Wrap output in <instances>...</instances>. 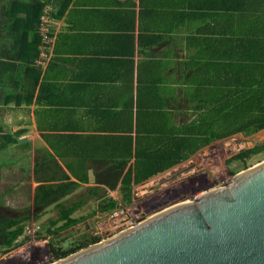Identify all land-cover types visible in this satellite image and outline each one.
<instances>
[{"label":"crops","instance_id":"crops-1","mask_svg":"<svg viewBox=\"0 0 264 264\" xmlns=\"http://www.w3.org/2000/svg\"><path fill=\"white\" fill-rule=\"evenodd\" d=\"M36 1L49 11L46 42L22 23ZM64 1L0 0V205L50 167L96 186L86 160L133 137L137 112L174 113L188 91L264 58V0ZM50 155L56 164H41Z\"/></svg>","mask_w":264,"mask_h":264},{"label":"trees","instance_id":"trees-1","mask_svg":"<svg viewBox=\"0 0 264 264\" xmlns=\"http://www.w3.org/2000/svg\"><path fill=\"white\" fill-rule=\"evenodd\" d=\"M7 4L12 7L14 2ZM44 4L36 1L29 5V12L22 23L31 31H34L35 25H39ZM11 17L14 18L13 15ZM2 20L5 23V17ZM6 23H9L12 32L17 30L15 19ZM36 34L40 42L41 36L38 32ZM248 59L242 78L231 73V78L223 84L213 82V87L207 93L201 89L188 91L183 96L184 102L175 107L174 113H168L160 106L139 111L133 137L119 136L114 144L103 142L101 149L105 151L110 148L111 153H104L99 157L91 155L86 160L87 166L93 169L95 187L102 186L107 191L118 188L120 197L119 200L111 197L100 200L97 207L99 212H112L128 205L132 199L133 185L143 183L186 160L212 141L238 133L248 136L264 129V58L262 61ZM234 66L230 65L231 68ZM178 117L180 121L177 120ZM263 148L264 144L241 150L227 159L226 163L243 161ZM50 157L42 158L41 164H56L55 159L51 155ZM66 166L76 180H69L66 174L56 175L50 167L52 175L38 181L40 184L35 188L32 200L33 207L39 210L53 204L60 209L59 216L51 221V225L63 222L59 227L61 230L79 223L82 218L71 217L80 207L79 203L67 208L60 201L81 183L88 182L86 173L78 175L70 165ZM36 172L38 173V164L34 167V173ZM24 218L0 213V246L9 248L22 235L21 223ZM37 218L38 214L34 213L33 219ZM96 242L97 239H93L92 243Z\"/></svg>","mask_w":264,"mask_h":264},{"label":"rangeland","instance_id":"rangeland-1","mask_svg":"<svg viewBox=\"0 0 264 264\" xmlns=\"http://www.w3.org/2000/svg\"><path fill=\"white\" fill-rule=\"evenodd\" d=\"M46 16L49 17V11ZM177 120L180 121V117ZM262 144L264 129L248 136L238 133L218 139L186 160L143 183L133 185L131 202L122 206L128 222L112 219L111 212L101 213L97 210L99 201L106 197L119 200L118 188L107 191L102 186L95 187L88 183L75 188L60 201L67 208L79 203L80 207L71 217L82 218L79 223L61 230L59 227L63 222L51 225V221L59 216L60 209L54 204L45 209L34 208L32 200L35 189L27 183L22 190L7 196L5 204L0 205L1 214L16 218L26 216L21 223L22 235L11 247L0 246V264H51L94 244L93 239H106L166 207L192 199L211 187L226 184L236 174L263 161L264 148L243 161L226 163V160L241 150ZM25 178L29 180L28 175ZM34 213L38 214L37 219H33Z\"/></svg>","mask_w":264,"mask_h":264},{"label":"water","instance_id":"water-1","mask_svg":"<svg viewBox=\"0 0 264 264\" xmlns=\"http://www.w3.org/2000/svg\"><path fill=\"white\" fill-rule=\"evenodd\" d=\"M51 264H264V160Z\"/></svg>","mask_w":264,"mask_h":264},{"label":"built area","instance_id":"built-area-1","mask_svg":"<svg viewBox=\"0 0 264 264\" xmlns=\"http://www.w3.org/2000/svg\"><path fill=\"white\" fill-rule=\"evenodd\" d=\"M47 12H48V8L46 6H44L43 10H42V15L40 17V22L38 25V32H39V35L41 36V40H43L45 42L48 39L47 27H46V25L48 23L47 16H46ZM110 216L112 219H118L119 221L128 222L127 216L124 214V208L123 207H119V208L113 210L111 212ZM134 225H136V223L133 225H129L126 228H129V227L134 226Z\"/></svg>","mask_w":264,"mask_h":264},{"label":"bare ground","instance_id":"bare-ground-1","mask_svg":"<svg viewBox=\"0 0 264 264\" xmlns=\"http://www.w3.org/2000/svg\"><path fill=\"white\" fill-rule=\"evenodd\" d=\"M244 171H242V172H240V173H238L237 175H239V174H241V173H243Z\"/></svg>","mask_w":264,"mask_h":264}]
</instances>
